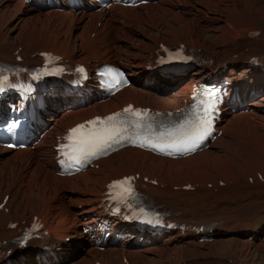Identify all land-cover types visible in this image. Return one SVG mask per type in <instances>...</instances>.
<instances>
[{
	"label": "bare ground",
	"instance_id": "6f19581e",
	"mask_svg": "<svg viewBox=\"0 0 264 264\" xmlns=\"http://www.w3.org/2000/svg\"><path fill=\"white\" fill-rule=\"evenodd\" d=\"M0 11L2 58L14 57L20 47L27 56L33 54V62L42 51L57 53L73 63L119 59L129 75L137 77L108 101L47 113L52 130L59 134L74 123L127 103L163 108L177 102L179 94L187 95L189 85L171 92L163 77L147 74L146 54L158 43L202 46L217 50L220 59L232 53H239L242 61L264 56V37L252 43L244 37L253 30L264 31V0H159L136 8L115 7L111 12L0 0ZM16 16L21 17L11 26ZM229 73L237 79L243 103L234 111H225L221 136L208 149L187 158L173 160L126 148L100 161L97 169L61 177L55 174L52 162H40L36 156L40 145L10 153L0 148V202L8 195L9 208L0 211V242L16 235L8 224L21 219L28 223L36 215L48 236L56 240L73 237L64 247L71 257L63 264H95L96 260L123 264L122 255L130 264H164L168 257L264 264V75L248 72L239 64H233ZM146 76L153 82L136 85H143ZM205 76L203 68L191 73L198 81ZM134 172L156 180L157 185L150 183L148 188L164 210L178 213L175 220L195 227L212 225L211 242L199 241L194 233L173 231L139 243L125 236L117 249L96 250L79 227L89 223L105 184ZM196 183V190L184 189ZM224 234L228 237H222ZM77 247L80 249L75 250Z\"/></svg>",
	"mask_w": 264,
	"mask_h": 264
},
{
	"label": "snow or ice",
	"instance_id": "6c2138e0",
	"mask_svg": "<svg viewBox=\"0 0 264 264\" xmlns=\"http://www.w3.org/2000/svg\"><path fill=\"white\" fill-rule=\"evenodd\" d=\"M46 55V54H45ZM81 71H83L81 69ZM113 79H117V74L109 72ZM6 79V77H5ZM118 82V81H117ZM3 89L0 88V91ZM212 103L205 102L204 118L199 123L189 125L187 122L178 125L175 129L153 133L151 138L147 135H141L143 128L150 131L151 124L142 122L148 117L146 110L133 109L131 105L123 109V113H115L104 118H95L87 121L85 124L77 125L69 130L66 139L67 145H63L65 159L68 161V167L83 166L84 163L100 155L107 154L114 145L123 142L138 144L140 147H150L157 149L167 155L174 153H187L195 150V147L208 132L206 127L207 116L211 112ZM123 114L134 119H120ZM64 163V161H61ZM77 170H79L77 168ZM131 177H125L122 180L114 181L109 185L110 189H120L117 196L127 198L133 194Z\"/></svg>",
	"mask_w": 264,
	"mask_h": 264
},
{
	"label": "rangeland",
	"instance_id": "374dc122",
	"mask_svg": "<svg viewBox=\"0 0 264 264\" xmlns=\"http://www.w3.org/2000/svg\"><path fill=\"white\" fill-rule=\"evenodd\" d=\"M196 1H199V0H196ZM221 1H225V2H226L227 0H221ZM222 5H223V3H222ZM222 7H223V6H222ZM0 12H2V11H0ZM13 17H14V16H13ZM13 17H12V18H13ZM20 17H21V16H16V17H15L16 20L11 24V26H12L15 22H17L18 19H19ZM97 25H98V24H97ZM15 30H16V29L14 28L13 31H12V35L15 34ZM164 42H165V41H164ZM158 44H159V43H158ZM159 45H160V44H159ZM159 45H158V46H159ZM103 46L108 47V46H106V44H104ZM154 48H157V47H154ZM152 49H153V48H152ZM133 80H134V79H133ZM142 82H143V85H139V84H137V83H136V85H138V86H140V87H143V86L149 84L150 82H153V80H151L150 78H148V77L146 76V77H144V80H143ZM261 107L264 108V103L261 105ZM44 146H45V147H50V143H49V141H48V143H47V142L44 143ZM50 151H51V150H49L48 152L50 153ZM45 152H46V151H45ZM42 153H43V151H41L40 156H43V155H41ZM48 159H49V156H48ZM248 236H249V235H248ZM222 237H225V238H226V237H228V236H227L226 234H224ZM249 239H250V238H249ZM257 240H258V239H257ZM257 240H251V241H253V242H255V243H259ZM183 259H186V258H183ZM169 261H170V263H171V262H175L176 260H175V259H171L170 257H168V259L164 261V264H165V263L168 264Z\"/></svg>",
	"mask_w": 264,
	"mask_h": 264
}]
</instances>
